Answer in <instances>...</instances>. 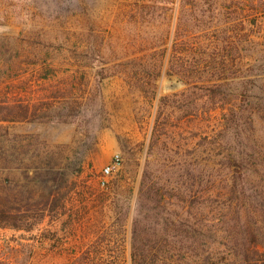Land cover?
Wrapping results in <instances>:
<instances>
[{"label": "rangeland", "instance_id": "rangeland-1", "mask_svg": "<svg viewBox=\"0 0 264 264\" xmlns=\"http://www.w3.org/2000/svg\"><path fill=\"white\" fill-rule=\"evenodd\" d=\"M19 100L0 187L45 201L53 166L71 210L0 226V264H131L135 233L154 263L264 260V0H0V107Z\"/></svg>", "mask_w": 264, "mask_h": 264}, {"label": "trees", "instance_id": "trees-1", "mask_svg": "<svg viewBox=\"0 0 264 264\" xmlns=\"http://www.w3.org/2000/svg\"><path fill=\"white\" fill-rule=\"evenodd\" d=\"M184 28V27H183ZM199 30V29H198ZM197 46L195 49L199 51V45L200 42L195 43ZM217 58H209V59H197V63L200 64L201 62H211L214 64ZM15 110L13 111L14 117L8 116L6 112V108L0 107V130L4 129L5 127L1 125L3 122H17L22 121L25 118V115L27 114V106L24 105L22 100H19L15 104ZM55 167H51L47 170L48 175L51 176L48 178V180H52L51 185H46L48 188H50L48 193V198L43 200H20L16 204H12L7 196V190L5 186L0 187V226L1 227H8L13 228L16 230H26L30 231L35 224H38L44 215L45 210H47L49 207H51L52 210H55L58 206H60V209L62 210L61 213L65 214L66 212L70 211L71 209L68 208L69 202L63 201L60 205L57 204V198L56 199H50L51 193L54 191L53 189L57 185L60 186L62 184V181L64 180L63 172L61 169H54ZM51 170L53 172H51ZM238 171V170H236ZM72 207V206H71ZM34 214L38 217H34ZM72 216V213L70 214V217ZM34 218V219H32ZM149 239V240H148ZM205 240H208V236L205 237ZM205 241V242H206ZM158 241L153 240L151 242V239L148 235L145 237H142L135 233L133 235L132 240V249H131V257L133 259V263L131 264H180V263H154V260L156 258L155 254V248L154 245H157ZM154 244V245H153ZM64 246V245H62ZM153 247V248H152ZM76 254L73 252L71 255H68V258L73 259L75 258ZM191 264V263H188ZM237 264H264V260H260L259 262L251 263L248 261V259H244V263H237Z\"/></svg>", "mask_w": 264, "mask_h": 264}, {"label": "built area", "instance_id": "built-area-1", "mask_svg": "<svg viewBox=\"0 0 264 264\" xmlns=\"http://www.w3.org/2000/svg\"><path fill=\"white\" fill-rule=\"evenodd\" d=\"M120 163H121V157L120 155H115L114 158H113V162L108 165L107 167L104 168V175L105 176H108L111 174L112 172V169L116 168V167H119L120 166Z\"/></svg>", "mask_w": 264, "mask_h": 264}]
</instances>
